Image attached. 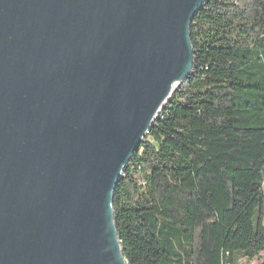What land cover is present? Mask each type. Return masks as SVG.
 Returning <instances> with one entry per match:
<instances>
[{"label": "water", "instance_id": "obj_1", "mask_svg": "<svg viewBox=\"0 0 264 264\" xmlns=\"http://www.w3.org/2000/svg\"><path fill=\"white\" fill-rule=\"evenodd\" d=\"M205 2L0 0V264H126L114 191Z\"/></svg>", "mask_w": 264, "mask_h": 264}, {"label": "trees", "instance_id": "obj_2", "mask_svg": "<svg viewBox=\"0 0 264 264\" xmlns=\"http://www.w3.org/2000/svg\"><path fill=\"white\" fill-rule=\"evenodd\" d=\"M193 70L120 176L126 264H264V0H206Z\"/></svg>", "mask_w": 264, "mask_h": 264}, {"label": "rangeland", "instance_id": "obj_3", "mask_svg": "<svg viewBox=\"0 0 264 264\" xmlns=\"http://www.w3.org/2000/svg\"><path fill=\"white\" fill-rule=\"evenodd\" d=\"M241 264H245V262H241ZM253 264H258V262H255V263H253Z\"/></svg>", "mask_w": 264, "mask_h": 264}]
</instances>
